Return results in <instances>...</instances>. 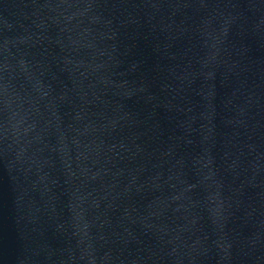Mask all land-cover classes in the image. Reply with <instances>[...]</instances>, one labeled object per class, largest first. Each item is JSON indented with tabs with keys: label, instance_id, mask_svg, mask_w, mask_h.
<instances>
[{
	"label": "water",
	"instance_id": "obj_1",
	"mask_svg": "<svg viewBox=\"0 0 264 264\" xmlns=\"http://www.w3.org/2000/svg\"><path fill=\"white\" fill-rule=\"evenodd\" d=\"M0 264H264V0H0Z\"/></svg>",
	"mask_w": 264,
	"mask_h": 264
}]
</instances>
